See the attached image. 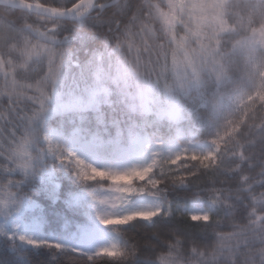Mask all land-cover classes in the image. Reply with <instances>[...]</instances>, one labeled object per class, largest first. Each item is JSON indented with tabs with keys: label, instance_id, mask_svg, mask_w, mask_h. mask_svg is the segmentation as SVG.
Masks as SVG:
<instances>
[{
	"label": "snow or ice",
	"instance_id": "snow-or-ice-1",
	"mask_svg": "<svg viewBox=\"0 0 264 264\" xmlns=\"http://www.w3.org/2000/svg\"><path fill=\"white\" fill-rule=\"evenodd\" d=\"M53 261L264 264V0H0V264Z\"/></svg>",
	"mask_w": 264,
	"mask_h": 264
},
{
	"label": "trees",
	"instance_id": "trees-1",
	"mask_svg": "<svg viewBox=\"0 0 264 264\" xmlns=\"http://www.w3.org/2000/svg\"><path fill=\"white\" fill-rule=\"evenodd\" d=\"M45 257L44 256H41V257H37V259H44ZM53 264H59L58 261H53Z\"/></svg>",
	"mask_w": 264,
	"mask_h": 264
}]
</instances>
